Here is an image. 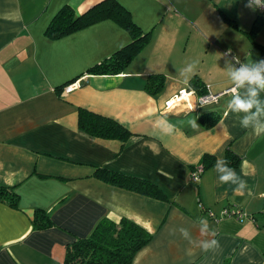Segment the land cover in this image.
<instances>
[{
    "label": "crops",
    "instance_id": "0c3cea01",
    "mask_svg": "<svg viewBox=\"0 0 264 264\" xmlns=\"http://www.w3.org/2000/svg\"><path fill=\"white\" fill-rule=\"evenodd\" d=\"M101 1L0 0V187L19 196L17 206L0 199V264H65L68 246L104 219H128L152 236L133 264H264V133L243 127L246 114L230 107L237 95L249 98V85L199 101L200 91L217 95L235 85L239 64H261L264 23L255 40L248 35L261 13L247 0H117L151 39L119 74L95 75L89 70L130 44V32L113 19L55 39L46 30L64 6L81 15ZM154 74L166 77L157 96L145 86ZM257 91L264 108V90ZM79 109L118 121L131 138L81 132ZM210 115L220 120L208 127L202 119ZM227 152L240 158L237 167L223 164ZM205 155L234 169L237 182L220 183L214 165L192 181ZM99 170L148 180L165 198L112 185ZM36 210L52 227L34 230ZM212 238L219 248L203 251L201 241Z\"/></svg>",
    "mask_w": 264,
    "mask_h": 264
},
{
    "label": "trees",
    "instance_id": "16d2710c",
    "mask_svg": "<svg viewBox=\"0 0 264 264\" xmlns=\"http://www.w3.org/2000/svg\"><path fill=\"white\" fill-rule=\"evenodd\" d=\"M106 19H113L123 26L131 33L133 40L109 59L92 67L89 72L95 75H115L122 72L151 39V33H143L132 20L130 12L117 0L101 1L81 15H77L71 6H64L51 21L46 34L50 38H61ZM263 23L264 13H261L252 30L248 32L252 40H255ZM258 46L261 50V63H264V46ZM165 84L164 75L154 74L147 79L145 86L148 93L157 96L163 91ZM68 85L70 84H66L64 88ZM190 86L200 90L202 82L199 79H193ZM206 94L204 91L199 92L201 96ZM205 118L209 121L208 127L220 120V116L215 115L203 117L202 120L205 121ZM79 129L95 138L122 142L128 141L132 136L131 131L118 121L87 109H79ZM226 159L233 168L240 163V158L230 152L226 153ZM215 162L216 157L205 155L200 166L203 170H207L212 168ZM97 175L117 187L156 198H165L160 189L148 180L109 170H99ZM0 199L12 206H17L19 196L11 189L0 187ZM33 225L34 230H44L52 227L53 222L48 213L36 210ZM151 239L152 236L145 229L128 219H122L118 224L104 219L90 237L77 239L68 246L65 264H133L136 254Z\"/></svg>",
    "mask_w": 264,
    "mask_h": 264
},
{
    "label": "clouds",
    "instance_id": "9594fccd",
    "mask_svg": "<svg viewBox=\"0 0 264 264\" xmlns=\"http://www.w3.org/2000/svg\"><path fill=\"white\" fill-rule=\"evenodd\" d=\"M252 3H254L257 7H264V2L262 0H250L246 7L251 8ZM230 52V50H229ZM196 68L195 62L188 65V74H194ZM251 68V70H250ZM231 78L232 80L240 87H243L245 84L249 85L248 88V99H242L239 95L235 96L233 100L230 102V107L232 111L235 112H244L246 114L245 118L241 121L243 127L247 128L249 126L254 127L255 131L258 133H264V123H261L258 120V117L264 114V108L261 107V102L257 99L258 91L257 89L264 90V63L256 65L255 63L251 66L242 65L241 70H231ZM255 108L256 111L252 112V109ZM250 115H247L249 114ZM255 121V124L253 122ZM167 126L165 131L168 133H172L175 130V126L168 124L166 121L164 122ZM193 127H197L195 121H190ZM228 162L225 160L223 162L226 165ZM214 168L222 173L219 177V181L222 184L236 183L237 178L235 176V170L228 168L226 166H222L220 160L217 161ZM245 185L242 184L243 188ZM234 191H238V189H234ZM201 235H207V221L201 219ZM187 236V233H184ZM212 237H215V232L211 233ZM219 248V242L215 239H208L201 241V249L203 251L216 250Z\"/></svg>",
    "mask_w": 264,
    "mask_h": 264
},
{
    "label": "built area",
    "instance_id": "2783aa9c",
    "mask_svg": "<svg viewBox=\"0 0 264 264\" xmlns=\"http://www.w3.org/2000/svg\"><path fill=\"white\" fill-rule=\"evenodd\" d=\"M247 2L249 3L250 0H247ZM262 2H264V0H262ZM252 6L256 7L257 9H259L260 13H264V7H257L254 3H252ZM241 64L238 65V70H241ZM79 83H73L68 85L67 87H65L63 89V92L65 94H70L72 93L76 88H78ZM240 90V86H238L236 83L235 85H233L231 88L227 89L226 91H224L223 93L217 94V95H213V94H206L205 96H201L199 101L202 105H206V104H210V103H214L217 102L221 96L228 94V95H237L239 93ZM185 97H187V94L185 93V91H182V93H180V95L178 96L179 100L185 99ZM203 167H198L196 168L192 173H191V180L194 182H197L200 180V177L203 173ZM225 216L228 217H244V214L238 211H230V210H226L222 213ZM210 216H214V214L211 212Z\"/></svg>",
    "mask_w": 264,
    "mask_h": 264
},
{
    "label": "rangeland",
    "instance_id": "374dc122",
    "mask_svg": "<svg viewBox=\"0 0 264 264\" xmlns=\"http://www.w3.org/2000/svg\"><path fill=\"white\" fill-rule=\"evenodd\" d=\"M256 10H258L259 11V9H256ZM260 12V11H259Z\"/></svg>",
    "mask_w": 264,
    "mask_h": 264
}]
</instances>
